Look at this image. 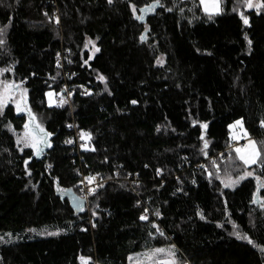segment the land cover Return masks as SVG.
Returning <instances> with one entry per match:
<instances>
[{
    "label": "trees",
    "instance_id": "obj_1",
    "mask_svg": "<svg viewBox=\"0 0 264 264\" xmlns=\"http://www.w3.org/2000/svg\"><path fill=\"white\" fill-rule=\"evenodd\" d=\"M159 5L0 0V27L7 26L0 69H13L3 77L23 82L29 106L45 115L52 133L51 147L35 155L14 136L26 116L12 104L0 116V264H80L81 256L90 264H135L130 256L167 245L187 264H264V188L257 192L253 177L225 188L212 164L219 175L252 170L264 178L258 165L244 168L229 137V124L240 119L264 149V11L223 0V14L209 21L199 0ZM89 41L100 49L90 60ZM64 49L76 72L67 81L70 101L50 107L45 93L65 90L56 63ZM72 122L90 133L85 175L102 180L88 208L80 203L74 147L66 143ZM133 172L134 183L126 179ZM44 229L59 234H38Z\"/></svg>",
    "mask_w": 264,
    "mask_h": 264
},
{
    "label": "snow or ice",
    "instance_id": "obj_2",
    "mask_svg": "<svg viewBox=\"0 0 264 264\" xmlns=\"http://www.w3.org/2000/svg\"><path fill=\"white\" fill-rule=\"evenodd\" d=\"M109 4L113 3V0H107ZM240 3L243 4V7L245 9H256L257 14H259L261 11H264V0H239ZM156 4L159 5V0H156ZM200 8L204 15L207 17L209 21L214 20V17L219 16L223 14V0H199ZM160 7H163V5H159ZM133 9V13L135 14V6H131ZM154 6H149V10H152ZM168 11H172V9H167ZM141 11H144V9H141ZM183 11V9H181ZM234 12H237L240 19L242 20L243 24L245 26L250 27L249 17L242 11H239L237 8H233ZM47 15V13H45ZM136 19H143L142 16L135 17ZM58 22V19H57ZM5 27H0V45H3L5 43V40L3 39L5 32ZM245 41H247V44L249 48H251L252 41L249 39L248 35L245 33L244 35ZM91 43V41H90ZM87 47V45H86ZM96 52H99V48H95ZM59 56V54H57ZM88 59H92L91 56L88 57ZM87 63V61H85ZM13 69L11 67L6 69H0V76H3L5 72H11ZM101 80H104V77H100ZM23 82L20 84H17L15 81L7 80V79H0V116L4 114V109L11 103L15 105V109L17 113L25 112L27 114V120L25 121L23 125V133L22 135L17 137V144H22L25 148H31L35 152V154L39 155L44 150V147H51V144L49 143V137L52 136V133L45 130L42 123L38 122L36 115L32 112L31 107L28 104L27 100V92L28 89L22 87ZM63 91V90H62ZM45 95L48 97V103L51 107L54 103L56 107H63L64 104L67 103V100L61 95L58 102H55L52 97L53 93L48 92L45 93ZM59 95V94H57ZM133 104L136 103V101H132ZM234 126H240L241 132H243L244 138L247 139V143H245L242 147L235 148L236 158L242 163L245 169L249 168L252 165H258L262 169H264V149H261L258 146V142L250 139L248 137V133L243 129V124L241 120H237L235 122V125H229V129L231 130ZM261 126L264 127V121H261ZM9 131H15L11 124L9 123L6 125ZM202 128H207V124H202ZM159 130V129H158ZM85 137H88L90 139V133L81 131L80 132V138L83 140ZM232 139H237L235 135L231 137ZM201 139H203V135L201 136ZM66 143H72V141H66ZM264 143V142H260ZM205 147H207V142H205ZM223 156V154H221ZM25 164H28V161L25 160ZM213 167H216L217 171L215 173L216 177L219 179V166L216 164V161H212ZM50 167V166H49ZM30 175V173H29ZM213 173L209 172V176L211 177ZM253 177L257 181V192L261 188H264V178H262L259 175H255L253 171H243L242 174L238 175L235 179L232 178L231 174L227 172L226 170V176L224 180H221V183L224 184L225 188H231L235 185L239 184L241 181ZM91 183L94 180V177H86ZM102 187L103 185H99ZM89 194L94 193V189L89 188ZM257 193L253 194V203L256 202ZM77 207H81L79 203L76 205ZM264 207V204L261 205ZM81 210L82 207H81ZM145 212H148V209H145ZM96 213L93 212V215ZM155 215L157 217L160 216L159 211H156ZM197 215L200 216V219H204L202 213L199 211L197 212ZM141 220H147V215H141ZM95 227V224L92 225ZM152 227L156 229L157 232L161 236L164 235V233L159 229V226L155 223H152ZM233 228L236 229L237 225L233 224ZM86 230V229H85ZM29 231H36L35 229H29ZM38 234H47L49 236L58 235L59 232H49L47 229L42 230L41 233ZM232 235H235L237 239H243L247 240L249 244H252L253 241L248 238L247 235L241 234L239 231H234L231 233ZM10 235V234H9ZM153 234L150 232L149 236H152ZM3 238L0 237V240ZM177 249L175 245H170L167 248H153L149 250L148 252H145L143 254H136L135 257L130 256L129 261L135 260V264H187L186 261L181 262L180 259L177 256ZM260 251L264 253V248H261ZM82 264H88V261L90 258H85L83 256L79 257Z\"/></svg>",
    "mask_w": 264,
    "mask_h": 264
},
{
    "label": "built area",
    "instance_id": "obj_3",
    "mask_svg": "<svg viewBox=\"0 0 264 264\" xmlns=\"http://www.w3.org/2000/svg\"><path fill=\"white\" fill-rule=\"evenodd\" d=\"M58 12L57 9L55 8V15L57 16ZM58 19V18H57ZM57 25H59V22H57ZM59 54V56L57 55ZM56 54V63L61 71V78L64 81V94H62V96L67 100V103L69 104V91H68V84L67 81L71 80L75 75L76 72L75 71H71L70 69L67 68V64H69V61L66 59V56L69 54V50L64 49L62 50H58ZM87 89L83 88V93L87 94ZM61 95L56 96V101L58 102L60 99ZM69 128L72 130V134L69 137L68 141H72V145L74 147V152H75V156L77 157L76 161V172L78 173V175L80 176V181H79V187H80V191H81V199L84 200V206L86 208H88V197H89V188H92L94 186H96L97 184H99L102 180H100V178L93 176L94 180L89 183V181L87 179H85L86 176L85 172L83 171L82 168V153L84 151L85 148H88V138H84L83 140L80 138V133L79 131H77L76 126L74 124V122H72L69 125ZM235 144V143H234ZM234 144H231L232 146H234ZM223 150L219 151L218 154H222ZM209 158L214 159V156H211ZM157 175H159V172H156ZM117 171L114 174L115 177H117ZM127 180H130L132 183L136 182L138 179V174L133 172L131 174H128L126 177Z\"/></svg>",
    "mask_w": 264,
    "mask_h": 264
},
{
    "label": "rangeland",
    "instance_id": "obj_4",
    "mask_svg": "<svg viewBox=\"0 0 264 264\" xmlns=\"http://www.w3.org/2000/svg\"><path fill=\"white\" fill-rule=\"evenodd\" d=\"M145 9H148L149 10V7L148 8H145ZM88 49H89V55L90 56H92L93 54H94V52H95V43H94V41H91V43H90V41L88 42ZM161 62V59H158V61H157V63H160ZM0 79H7V80H12V79H10L8 76L7 77H3V76H0ZM12 81H14V80H12ZM16 82V81H15ZM17 84H20V83H18V82H16ZM22 87H24L23 85H22ZM48 92H51V91H47V93ZM55 97L56 96H54L53 95V97H52V99L56 102V99H55ZM47 103H48V97H47ZM11 104V103H10ZM13 105V107H14V109H15V105L14 104H12ZM48 105H49V103H48ZM31 110H32V112L36 115V117H37V120H38V122H40V123H42V125H43V127H44V121H45V115L44 114H41V113H38V112H36V111H34L32 108H31ZM15 111H16V109H15ZM17 112V111H16ZM20 113H23L25 116H26V120H27V114L25 113V112H20ZM25 120V121H26ZM237 120H240V119H237ZM237 120H235V121H233V122H231L229 125H235V122L237 121ZM204 129V128H203ZM243 129H244V127H243ZM245 130V129H244ZM246 131V130H245ZM22 133H23V127H22V129L21 130H19V131H16V132H14V136H15V140L17 141V137L18 136H20V135H22ZM233 135H235L236 137H237V139H232L231 137L233 136ZM229 137H230V140H231V144H234V146H233V150H234V152H235V148H237V147H242L245 143H247V139L246 138H244V136H243V132H241V130H240V126H234L231 130L229 129ZM248 137H249V135H248ZM85 138H87V137H85ZM250 139H252V140H254V138H252V137H249ZM255 141V140H254ZM49 143H50V141H49ZM18 146L20 147V148H24V146L22 145V144H18ZM47 147H44V150L46 149ZM44 150L41 152V153H43L44 152ZM34 152V151H33ZM41 153H39V154H41ZM34 154H35V152H34ZM236 154V153H235ZM35 155H37V154H35ZM247 171H252V170H247ZM225 176H226V174L224 173V174H222V175H219V179H220V181L221 180H224L225 179ZM232 176V175H231ZM237 176H232V178L233 179H235ZM257 182V181H256ZM223 184V183H222ZM224 185V184H223ZM236 186V185H235ZM231 188H233V187H231ZM257 199V198H256ZM258 199H259V197H258ZM261 199V198H260ZM40 232V231H39ZM31 234V233H30ZM170 245H167V246H165V247H160V248H167V247H169ZM86 258V257H85ZM80 264H82V262H81V260H80ZM88 264H90V262L88 261Z\"/></svg>",
    "mask_w": 264,
    "mask_h": 264
},
{
    "label": "water",
    "instance_id": "obj_5",
    "mask_svg": "<svg viewBox=\"0 0 264 264\" xmlns=\"http://www.w3.org/2000/svg\"><path fill=\"white\" fill-rule=\"evenodd\" d=\"M141 13H142V11H141ZM80 203H81V205H84V200L81 199Z\"/></svg>",
    "mask_w": 264,
    "mask_h": 264
}]
</instances>
